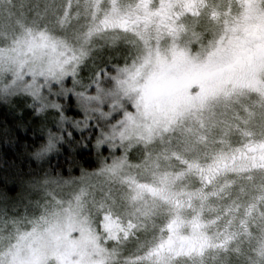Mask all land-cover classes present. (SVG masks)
<instances>
[{
	"label": "snow or ice",
	"instance_id": "obj_1",
	"mask_svg": "<svg viewBox=\"0 0 264 264\" xmlns=\"http://www.w3.org/2000/svg\"><path fill=\"white\" fill-rule=\"evenodd\" d=\"M21 147L0 264H264V0H0Z\"/></svg>",
	"mask_w": 264,
	"mask_h": 264
},
{
	"label": "trees",
	"instance_id": "obj_2",
	"mask_svg": "<svg viewBox=\"0 0 264 264\" xmlns=\"http://www.w3.org/2000/svg\"><path fill=\"white\" fill-rule=\"evenodd\" d=\"M20 107L21 106L19 104H17L15 107H9L8 105H5L6 115L8 116V118L11 119V117L15 114L16 111L20 109ZM21 159V151L15 153L14 159L5 157L3 153H0V167H3L6 173H11L14 176L18 177V179H16L15 181L17 188L14 192L8 194L10 196H17L23 190L22 185L25 183V180L21 173V168L23 167V165L21 164Z\"/></svg>",
	"mask_w": 264,
	"mask_h": 264
},
{
	"label": "clouds",
	"instance_id": "obj_3",
	"mask_svg": "<svg viewBox=\"0 0 264 264\" xmlns=\"http://www.w3.org/2000/svg\"><path fill=\"white\" fill-rule=\"evenodd\" d=\"M22 159L21 164L23 167L21 168V173L24 177L25 183L22 185V189L27 188L26 181L34 175L36 172H40L42 174L43 170L48 167V163L45 161H37L35 158L30 156L29 152L21 149Z\"/></svg>",
	"mask_w": 264,
	"mask_h": 264
},
{
	"label": "rangeland",
	"instance_id": "obj_4",
	"mask_svg": "<svg viewBox=\"0 0 264 264\" xmlns=\"http://www.w3.org/2000/svg\"><path fill=\"white\" fill-rule=\"evenodd\" d=\"M257 182H264V177H257Z\"/></svg>",
	"mask_w": 264,
	"mask_h": 264
}]
</instances>
